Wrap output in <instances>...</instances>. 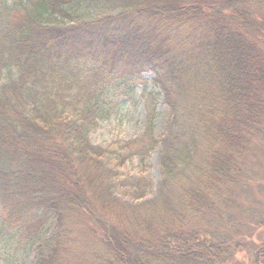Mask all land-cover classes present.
<instances>
[{"label":"trees","instance_id":"1","mask_svg":"<svg viewBox=\"0 0 264 264\" xmlns=\"http://www.w3.org/2000/svg\"><path fill=\"white\" fill-rule=\"evenodd\" d=\"M136 88L142 136L95 145L108 108ZM254 150L264 154V0H0V256L11 264L29 247L33 264H237L246 250L264 264ZM155 151L156 191L123 173ZM239 195L257 208L250 236L192 224Z\"/></svg>","mask_w":264,"mask_h":264},{"label":"rangeland","instance_id":"2","mask_svg":"<svg viewBox=\"0 0 264 264\" xmlns=\"http://www.w3.org/2000/svg\"><path fill=\"white\" fill-rule=\"evenodd\" d=\"M147 78H151L147 76ZM114 108L109 107L107 116L100 123L99 129L91 136L92 142L102 148H106L116 141L130 142L142 136L145 130V111L140 100V88H136L133 98L128 100L125 104L113 105ZM157 117L153 124V130L156 136L160 135L164 129V120L167 114V109L165 106L160 105L157 110ZM261 145H259L260 148ZM258 148V149H259ZM251 153L249 156L254 154ZM255 162L253 164V169L258 177L261 172L262 174L256 179L257 182H264V154L256 150ZM158 151H155L151 157L143 164L138 161L129 162L126 168L123 170L125 175H131L134 178L144 177L150 181L153 185L154 191L158 189L161 183V174L158 163ZM249 159V158H248ZM253 197H258L257 185H252ZM264 193V192H263ZM234 196V195H233ZM236 196V195H235ZM240 196V197H239ZM237 198H231V202H235L234 205H228L229 203H223L225 197H231L229 193H223L221 200L222 216L214 220L203 218H194L192 224H198L210 231L216 230L217 233L222 235L234 236V237H248L252 234L248 228L251 229V219L253 220L252 213L257 209L254 206V201L252 198H247L245 196L239 195ZM228 208V209H227ZM225 223H231V227H225ZM218 225V227H217ZM234 227V229H232ZM221 228V229H220ZM54 231V224L49 225V227L44 232V237L50 236ZM257 243V235L254 234L252 241ZM20 257L23 264H33L35 249L34 247H29L23 251ZM253 254L250 255L249 252L243 251L237 255V264H249L253 258ZM11 255L0 256V264H11L13 261Z\"/></svg>","mask_w":264,"mask_h":264}]
</instances>
